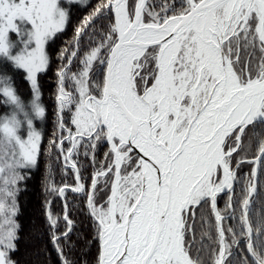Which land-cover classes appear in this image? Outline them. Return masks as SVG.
I'll return each instance as SVG.
<instances>
[{"label": "snow or ice", "instance_id": "snow-or-ice-1", "mask_svg": "<svg viewBox=\"0 0 264 264\" xmlns=\"http://www.w3.org/2000/svg\"><path fill=\"white\" fill-rule=\"evenodd\" d=\"M86 3L0 0V264H16L42 155L47 48ZM57 59L47 156L74 179L57 185L47 164L45 191L65 200L62 216L45 202L59 264H79L69 191L85 196L95 264H264V0H98Z\"/></svg>", "mask_w": 264, "mask_h": 264}, {"label": "trees", "instance_id": "trees-1", "mask_svg": "<svg viewBox=\"0 0 264 264\" xmlns=\"http://www.w3.org/2000/svg\"><path fill=\"white\" fill-rule=\"evenodd\" d=\"M63 2V0H62ZM98 0H87L85 5L71 6V20L64 32L58 34L54 41L49 43L47 51L51 57L49 69L40 75V84L43 93V103L47 107V118L39 123L40 130L43 132L44 140L41 145L42 155L38 168L33 169L28 179L23 185L20 197V213L18 222L20 224V239L18 241L17 251L12 253V259L16 264H59L57 253L50 242V232L45 216V202L51 200V210L55 215H61L64 211V203L62 198L55 197L45 191V178L47 176V164H52L53 179L57 185L64 182L73 184L74 179L69 172L67 175L62 170L61 165L55 160V152L52 158L47 156L48 141L52 138L53 132L56 131V100L57 77L56 69L59 66L57 56L60 50L66 44L72 41L76 26L81 20L92 11ZM12 39L16 40L13 34ZM83 44H87V39L82 38ZM15 82L22 98L27 102L30 99L29 86L23 78V73L16 74ZM106 148H102L97 153V158L102 159ZM80 163L87 169L84 176L88 177L92 171L88 162L83 156L80 157ZM249 171V166L242 165L238 171V176H243ZM239 191V186H237ZM104 193H99V197H103ZM227 196L220 194L218 196V208L223 212ZM67 204L70 218L74 221L73 232L70 233L71 240L69 243L73 245L70 258L79 262V264H95L98 244L93 242L90 246H85V241L90 240L94 229L90 217L85 211V196L81 193H67ZM205 214L210 216L209 210L205 209ZM211 218V217H210ZM236 221L227 219L225 226L235 225ZM59 230H64V222L61 220Z\"/></svg>", "mask_w": 264, "mask_h": 264}, {"label": "water", "instance_id": "water-1", "mask_svg": "<svg viewBox=\"0 0 264 264\" xmlns=\"http://www.w3.org/2000/svg\"><path fill=\"white\" fill-rule=\"evenodd\" d=\"M62 200L64 201V198H62Z\"/></svg>", "mask_w": 264, "mask_h": 264}]
</instances>
